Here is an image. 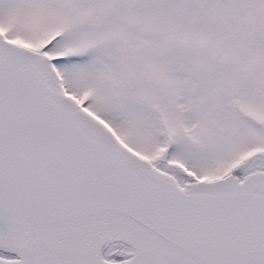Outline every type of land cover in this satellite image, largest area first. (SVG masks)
<instances>
[{"label":"snow or ice","instance_id":"6c2138e0","mask_svg":"<svg viewBox=\"0 0 264 264\" xmlns=\"http://www.w3.org/2000/svg\"><path fill=\"white\" fill-rule=\"evenodd\" d=\"M0 264H264V0H0Z\"/></svg>","mask_w":264,"mask_h":264}]
</instances>
